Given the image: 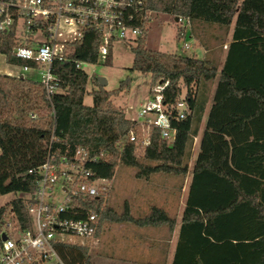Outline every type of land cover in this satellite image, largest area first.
<instances>
[{
	"label": "trees",
	"instance_id": "obj_1",
	"mask_svg": "<svg viewBox=\"0 0 264 264\" xmlns=\"http://www.w3.org/2000/svg\"><path fill=\"white\" fill-rule=\"evenodd\" d=\"M159 12L188 20L190 34L206 55L147 48L150 16ZM133 24L142 33L131 48L130 71L150 76L151 95L166 82L162 95L168 108L182 97L188 104L184 118L171 116L174 140L152 126L149 144L141 143L144 127L113 101L130 86L129 76L113 90L96 79L97 88L88 91V74L76 62L97 63L101 41L100 34L88 30L66 45L65 61L54 62L59 83L50 98L37 81L0 74V195L33 192L29 169L45 162L50 152L70 155L80 147L97 157L88 164L95 178L111 180L119 165L135 167L141 178L157 173L185 178L216 83L171 264H264V0H144ZM15 45L12 34L0 32V53L13 65L30 64L14 56ZM214 45L218 53L210 56ZM224 46L219 68L217 55ZM110 58L109 52L105 62ZM87 92L92 105L85 103ZM131 130L137 141L130 140ZM70 207L77 218L97 213L95 236L105 222L176 226V218L158 206L138 217L128 205L119 212L103 192L92 198L77 195ZM11 213L23 226L30 224L22 197L0 206V242ZM55 247L66 264H93L88 244L57 242Z\"/></svg>",
	"mask_w": 264,
	"mask_h": 264
},
{
	"label": "built area",
	"instance_id": "obj_2",
	"mask_svg": "<svg viewBox=\"0 0 264 264\" xmlns=\"http://www.w3.org/2000/svg\"><path fill=\"white\" fill-rule=\"evenodd\" d=\"M143 4L144 0H0V32L14 36V56L30 64L17 66L6 55L0 53V57L25 72L37 71V79L18 77L39 82L50 98L59 83L52 66L66 60V45L93 30L101 37L99 57H105L115 41H132L141 35L142 29L133 24V18ZM81 64L77 61L76 67L81 68ZM166 84L155 86L154 95L135 119L144 127L140 139L143 145L149 144L148 131L152 126L160 128L163 138L172 142L176 132L171 124L173 112L177 118L187 115L188 104L183 97L172 108L164 104L162 91ZM31 117L37 115L31 113ZM129 138L138 140L133 130ZM96 160L80 147L70 155L50 152L45 162L27 171L36 184L33 192H24L27 196L22 197L30 224L23 226L14 213L9 214L1 233L0 264H66L55 244H83L95 235L97 213L73 217L70 204L77 195L92 198L100 194V183L107 179L95 178L88 167Z\"/></svg>",
	"mask_w": 264,
	"mask_h": 264
},
{
	"label": "rangeland",
	"instance_id": "obj_3",
	"mask_svg": "<svg viewBox=\"0 0 264 264\" xmlns=\"http://www.w3.org/2000/svg\"><path fill=\"white\" fill-rule=\"evenodd\" d=\"M148 28L147 48L155 51L179 53L183 55L196 54L200 58L204 57L202 50L199 49V41L190 34L187 20L183 19L176 21L170 14L160 12L152 13ZM179 31L180 37H178ZM192 42L197 43V46H192ZM133 45H135V40H117L110 48V62H105V57L100 56L97 63L82 62L81 68L89 77L87 83L88 91L97 88L95 80L97 79L99 81V77H104L107 80V83L104 85L106 89L113 90L118 88L121 82L129 76L131 79L130 86L123 89L117 96L113 97V101L125 110L132 108V114H130V117L132 119H138V113L141 107L146 101L151 99L152 95L150 94V76L137 71H130L134 60V54L131 49ZM217 57L219 59V68H221L224 56L223 54L220 56L218 54ZM0 74L10 75L12 77L24 75V77L32 79H37L39 76L37 71L30 70L25 72L19 67L6 63L2 57H0ZM85 103L87 105H92L93 103L92 95L88 92L85 95ZM197 149L198 145L197 143H194L189 162L190 170L185 178L163 173L154 174L150 178H141L136 176L135 167L119 165L111 180H106L100 183V193L103 192L108 203L119 212L124 211L126 205L132 208V210H144L139 212L140 214L132 212L135 216H140L145 215L144 213L147 214L153 206L158 204L156 203V199H158L160 195L157 197L156 190L161 192V190H165L164 188H169L172 183L173 185L179 184L180 188L178 187L179 189H174V195L172 198L174 199V210L177 208L179 213L177 214L176 212L171 211H169V213L170 216L177 219L178 228H180ZM174 188L176 187L174 186ZM26 196L27 195L24 192L5 193L0 195V206L7 204L16 197ZM178 196L179 203L177 206ZM139 202L143 203L141 208L136 205L137 203L139 204ZM167 210L172 209L168 207L166 211ZM9 221H13V218L9 217ZM94 237L95 235L86 239L83 244L92 245L95 240ZM77 240L80 241V239ZM89 253L91 259L93 258L97 261L96 256H94L96 253V247H94V245L90 247ZM151 257V255L143 256V260L150 259ZM157 264L169 263L163 261Z\"/></svg>",
	"mask_w": 264,
	"mask_h": 264
},
{
	"label": "crops",
	"instance_id": "obj_4",
	"mask_svg": "<svg viewBox=\"0 0 264 264\" xmlns=\"http://www.w3.org/2000/svg\"><path fill=\"white\" fill-rule=\"evenodd\" d=\"M191 36L193 37V35ZM228 42L229 39L226 43ZM192 43H193L192 46H197V43L195 42ZM199 49L202 50V53L205 56L207 50L200 45H199ZM217 50H218L217 46L214 45L209 50L212 52L210 56H214V55L216 56V54L218 53ZM225 50L226 47H224V51L222 53L220 52L219 54L220 55L223 54V56L225 57V53H226ZM224 57L221 64H223L224 62ZM215 87H216V83L213 84L212 86L210 99L207 104L203 121L201 123L200 131L198 135L195 137L194 143H197L198 145V149L195 154V159L199 151L200 140L203 131L205 129L208 111L212 103ZM127 113L128 116L130 117V114H132V108H128ZM177 185H173L172 183L169 188H164L165 190L163 191L161 190V192L156 190L157 197H159L158 195H160V197L156 199V203H158L156 204V206L162 207L165 210L168 207H170L172 210H167L168 213L169 211H171V212H176L178 214L179 211L177 210V208L176 210H174V205H173L174 199H172L174 195V189H177L179 187V184ZM174 186L176 188H174ZM178 203H179V196H178L177 206ZM136 205L139 208H141L143 206V203L139 202V204L137 203ZM141 211L144 210H132L131 208V213L132 212L139 213ZM132 215L134 214L132 213ZM179 232H180V228H178L177 219H176V226L174 227L173 230H171L165 224L139 226L130 221L105 222L102 225L100 231L98 232V235L94 237L95 239L94 242L92 243V245L89 246L91 247L94 245V247H96V253L94 256H96L98 264H155V263L157 264L163 261L164 262L166 261L167 263L171 264L176 249ZM148 255H151L152 257L150 259L148 258L143 260V256H148ZM91 260L93 264H97L96 260H94L93 258Z\"/></svg>",
	"mask_w": 264,
	"mask_h": 264
},
{
	"label": "water",
	"instance_id": "obj_5",
	"mask_svg": "<svg viewBox=\"0 0 264 264\" xmlns=\"http://www.w3.org/2000/svg\"><path fill=\"white\" fill-rule=\"evenodd\" d=\"M175 20L178 21L179 17H175ZM99 82L102 86H104L107 83V80L104 77H99ZM6 236L3 234L2 239H5Z\"/></svg>",
	"mask_w": 264,
	"mask_h": 264
}]
</instances>
